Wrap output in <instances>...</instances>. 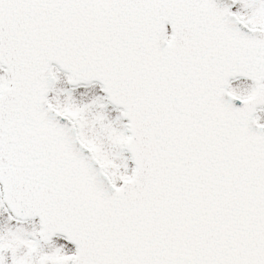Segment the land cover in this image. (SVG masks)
Here are the masks:
<instances>
[{"label":"snow or ice","instance_id":"obj_1","mask_svg":"<svg viewBox=\"0 0 264 264\" xmlns=\"http://www.w3.org/2000/svg\"><path fill=\"white\" fill-rule=\"evenodd\" d=\"M0 264H264V0H0Z\"/></svg>","mask_w":264,"mask_h":264}]
</instances>
